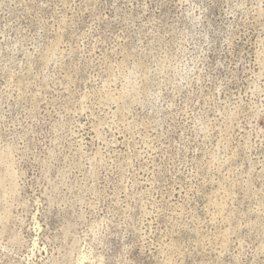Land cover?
<instances>
[{
	"label": "rangeland",
	"instance_id": "1",
	"mask_svg": "<svg viewBox=\"0 0 264 264\" xmlns=\"http://www.w3.org/2000/svg\"><path fill=\"white\" fill-rule=\"evenodd\" d=\"M0 264H264V0H0Z\"/></svg>",
	"mask_w": 264,
	"mask_h": 264
}]
</instances>
